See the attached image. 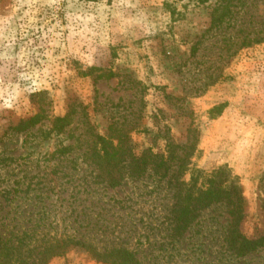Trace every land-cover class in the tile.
I'll return each instance as SVG.
<instances>
[{
	"label": "rangeland",
	"instance_id": "1",
	"mask_svg": "<svg viewBox=\"0 0 264 264\" xmlns=\"http://www.w3.org/2000/svg\"><path fill=\"white\" fill-rule=\"evenodd\" d=\"M97 135L139 155L192 149L184 172L141 177L124 156L112 187ZM220 167L242 189L240 229L263 235L264 0H0V222L144 264H264V248L229 249L226 204L174 233L178 182ZM48 264L108 263L70 246Z\"/></svg>",
	"mask_w": 264,
	"mask_h": 264
},
{
	"label": "trees",
	"instance_id": "2",
	"mask_svg": "<svg viewBox=\"0 0 264 264\" xmlns=\"http://www.w3.org/2000/svg\"><path fill=\"white\" fill-rule=\"evenodd\" d=\"M95 1V0H87ZM40 121L39 116L23 120L19 125L11 129L16 132L26 131ZM69 123V115L56 118V129L61 132ZM100 144L99 157L103 159L108 168V183L114 187L120 184V180L113 174L126 166L124 156H129L128 172L131 176H143L149 166L155 165L168 174L176 163L178 171L184 172L187 167L188 152H183L191 147L182 144L170 143L168 154L155 153L153 150H145L142 154H136L128 146L114 144L104 135H97ZM178 149L182 150L179 155ZM192 149V148H191ZM181 194L174 208V233L183 235L202 214V211L214 205L226 204L231 217V225L226 241L229 249L236 257H245L264 248V234L249 237L240 229L243 218L244 196L237 178L230 172L220 167L207 175L202 184L199 178L193 176L191 182H178ZM30 213V212H29ZM0 222V264H48L53 257L60 256L70 246H79L91 252L101 262L108 264H144L136 253L126 247H113L101 250L93 244L68 238H46L48 234L39 232L30 226L14 230L15 226H9Z\"/></svg>",
	"mask_w": 264,
	"mask_h": 264
}]
</instances>
